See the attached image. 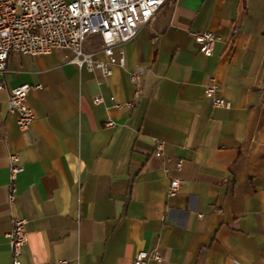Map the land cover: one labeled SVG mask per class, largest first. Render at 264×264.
<instances>
[{"label": "crops", "instance_id": "obj_1", "mask_svg": "<svg viewBox=\"0 0 264 264\" xmlns=\"http://www.w3.org/2000/svg\"><path fill=\"white\" fill-rule=\"evenodd\" d=\"M202 31L218 37L210 57L191 36ZM84 48L106 60L98 34ZM113 51L123 61L108 63L110 75L77 66L66 49L8 57L0 264H12L7 233L20 217L22 264H132L139 251L159 254L146 264H264V0H169ZM136 68L142 94L130 106ZM211 79L228 107L205 94ZM21 83L32 86L25 131L8 111ZM12 153L22 170L9 204ZM172 177L181 184L169 197Z\"/></svg>", "mask_w": 264, "mask_h": 264}, {"label": "built area", "instance_id": "obj_2", "mask_svg": "<svg viewBox=\"0 0 264 264\" xmlns=\"http://www.w3.org/2000/svg\"><path fill=\"white\" fill-rule=\"evenodd\" d=\"M167 1L169 0H0V73L5 72L6 62L11 54L38 56L56 49H66L72 52L70 61L77 66L85 64L89 70H99L104 75H110L108 63L123 61L122 55L118 59L115 57L114 46L134 38L136 32ZM93 34L101 37L105 61L94 60L91 53L84 48L85 40ZM191 36L199 51L210 57L218 37L210 31L191 32ZM141 72L142 68H136L130 74V80L135 86L132 102L128 103L130 106L142 94ZM2 87L0 81V89ZM31 87L28 83H21L10 90L8 97V111L16 114V124L21 131L27 130L34 120L33 112L26 103ZM205 94L212 98L215 107L229 106L218 95V85L214 79L206 86ZM100 101V96L93 98L94 103ZM105 125L112 127L114 123L108 120ZM153 153L156 156L163 155L161 140H156ZM181 166L182 160L178 159L175 162L176 171H180ZM8 167V202L13 204L16 194L14 181L22 170L17 154L8 156ZM164 171L168 172L166 168ZM180 184V177L170 178L167 195L175 196ZM26 223V218H15L7 233L12 264H22L19 257L27 242ZM148 259L158 261L160 256L156 251H139L132 264H146ZM60 264L70 262L61 260Z\"/></svg>", "mask_w": 264, "mask_h": 264}]
</instances>
